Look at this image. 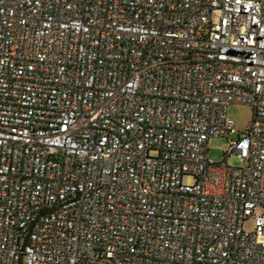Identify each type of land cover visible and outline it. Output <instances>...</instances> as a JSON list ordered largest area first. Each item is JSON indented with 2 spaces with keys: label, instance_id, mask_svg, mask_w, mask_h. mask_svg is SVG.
Wrapping results in <instances>:
<instances>
[{
  "label": "built area",
  "instance_id": "1",
  "mask_svg": "<svg viewBox=\"0 0 264 264\" xmlns=\"http://www.w3.org/2000/svg\"><path fill=\"white\" fill-rule=\"evenodd\" d=\"M83 263L264 264V0H0V264Z\"/></svg>",
  "mask_w": 264,
  "mask_h": 264
},
{
  "label": "rangeland",
  "instance_id": "2",
  "mask_svg": "<svg viewBox=\"0 0 264 264\" xmlns=\"http://www.w3.org/2000/svg\"><path fill=\"white\" fill-rule=\"evenodd\" d=\"M229 117L233 121L235 128L238 131L245 130L251 125L254 118V108L250 105L235 104L230 108ZM228 140L226 138H215L209 143L208 156L215 162L224 160V150L226 149ZM229 165L234 167L242 166V161L237 156H232L228 160ZM246 229L252 230L251 224L245 226Z\"/></svg>",
  "mask_w": 264,
  "mask_h": 264
},
{
  "label": "trees",
  "instance_id": "3",
  "mask_svg": "<svg viewBox=\"0 0 264 264\" xmlns=\"http://www.w3.org/2000/svg\"><path fill=\"white\" fill-rule=\"evenodd\" d=\"M83 264H86V263H83Z\"/></svg>",
  "mask_w": 264,
  "mask_h": 264
}]
</instances>
